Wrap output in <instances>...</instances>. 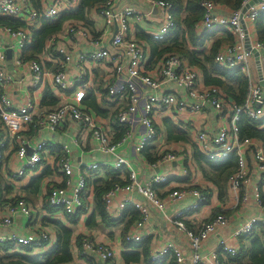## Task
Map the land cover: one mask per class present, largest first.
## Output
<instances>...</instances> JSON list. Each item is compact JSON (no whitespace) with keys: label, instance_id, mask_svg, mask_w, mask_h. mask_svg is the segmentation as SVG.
<instances>
[{"label":"built area","instance_id":"built-area-1","mask_svg":"<svg viewBox=\"0 0 264 264\" xmlns=\"http://www.w3.org/2000/svg\"><path fill=\"white\" fill-rule=\"evenodd\" d=\"M147 1L151 8L143 12L136 7L121 6L120 0H105L103 5L96 6L97 15L102 20L100 31L90 30L82 22L68 23L47 41L37 59H25L23 51L31 43L32 30L38 23L41 20H56L64 13L74 12L79 7L80 0H42L39 8H33L30 0H0V17L17 19L25 26L16 29L0 26L1 33L7 38L6 45L0 40L1 168L6 167L5 148L10 147L19 164L16 170L8 174L12 182L17 183L30 173L41 174L49 166L47 159L52 146L34 141V136L42 130L55 133L74 123L78 125V133L73 138L75 145L84 149L95 147L113 159L103 163L79 162L74 165L70 148L65 144L59 145L57 148L60 154L52 166L56 181L46 196L49 208L58 210L60 214L80 213L84 216L89 211L86 205L89 189L87 181L103 172L104 168L114 171L125 168L128 171L127 183L114 184L103 194L102 202L111 219H118L128 208L139 213V219L125 235L127 243L137 244L147 237L142 228L149 219L151 207L163 213L167 205L192 196L196 198V202L177 213L171 224L188 238L191 249L189 264H222V255L235 256L238 253V247L230 244L229 238L218 239V250L215 252L203 256L199 250L209 236L226 228L228 221L224 214H214L203 221L197 231H191L186 226L185 215L189 211H196L205 203L206 197L195 188L174 189L159 197L154 186L165 183L168 176L157 174L141 182L126 155L119 149L130 144L133 153L141 155L149 142L156 141V123L159 120L169 118L180 122L193 119L211 109L219 124L215 135L207 128L195 130L194 139L199 151L210 159L224 158L234 153L237 166L228 177V187L234 197L235 207L246 203L249 193L254 203L261 205L264 151L259 141L242 137L239 126L243 121L249 124L264 121V84H260L258 75L255 81L251 73L252 50L259 52L262 69L264 42L250 41V47L247 48L245 41L249 37L248 30L243 27V23L246 27L248 22L253 23L264 14V0L250 5L242 14L245 6L252 1L243 0L240 8L233 10L229 16L216 14L211 1L200 3L203 15L196 25V31L200 33L222 27L230 30L235 38L233 43L219 48L214 61L229 70L239 69L246 77L247 91L240 105L226 97L220 88L205 86L198 69L176 54H167L153 68L150 67L148 50L143 41L133 34L132 28L156 17L157 25L148 35L161 41L173 28L174 20L170 2ZM154 10L157 11L156 16ZM57 40L61 43H57ZM66 40L69 43H65ZM74 43H79L82 49L68 47ZM7 50L14 53L12 66L25 69L23 83L27 88L39 89L44 84L46 74L51 73L52 91L60 97L63 95L58 98L55 106H40L30 96H26L22 105H12L6 89L15 78L7 68ZM46 63L50 64L49 68L45 66ZM73 64L78 71L75 78L70 76L69 71ZM101 68H105L100 73L101 89L104 92L97 90L94 95L100 102L106 100L110 105V116L106 124L100 123L97 114L83 103L92 88L88 71ZM168 85H174L183 91L184 96L170 91ZM65 95L70 99L67 100ZM138 128H141V132L137 131ZM158 155L157 162L150 164L151 167L174 163L178 159V154L171 151L161 150ZM253 169L261 175V181L250 187ZM188 174L189 169L183 168L182 175ZM74 176L75 182L72 181ZM120 177L125 179L124 176ZM133 193H137L142 201L133 198ZM118 196L121 197L119 201ZM17 214L28 220L33 215L22 196L15 195L7 201H1L0 227H10ZM258 226L264 229V217L252 216L235 228L230 238L237 242ZM0 243L9 246L10 251L27 248L44 251L54 244L53 231L48 225H42L26 235L12 233L0 236ZM167 254L174 257L175 264H185L186 257L182 251L170 243L151 256L150 260L158 262ZM79 255L87 258L95 256L103 264H117L111 247L89 239L83 240Z\"/></svg>","mask_w":264,"mask_h":264},{"label":"crops","instance_id":"crops-1","mask_svg":"<svg viewBox=\"0 0 264 264\" xmlns=\"http://www.w3.org/2000/svg\"><path fill=\"white\" fill-rule=\"evenodd\" d=\"M42 0H30V3L33 8H39ZM121 6H131L136 7L140 11L146 12L150 7L147 0H120ZM233 10L226 8L224 6L216 5L214 12L219 15L229 16ZM157 11L154 10V15L156 16ZM86 21L80 20H69L66 21L62 29L65 25L71 22H82L90 30L100 31L102 29V20L98 17L96 6L86 11L85 14ZM157 25V18L154 17L150 21L142 22L138 26H134L132 31H134V35L137 37V33L142 32L145 35H148V32L152 31ZM246 28L248 30V38L252 43L256 42V31L254 29V23L248 22L246 24ZM223 35L218 34L216 38H222ZM0 40L6 45L7 38L4 34L1 33L0 30ZM57 43H61V41L57 40ZM65 43H69V40H66ZM212 43L207 42L205 44L206 47H209ZM71 49H82L79 43H74L72 46H68ZM72 54H75L72 52ZM14 53L10 52V58L7 60V68L14 75V82L9 85L6 89V94L8 99L12 103L13 106H20L24 103L26 96H30L34 102L38 103L40 106H44L41 104L43 99V93L45 89H49L52 91L51 86V73H47L44 84L39 89H29L26 84L23 83L25 81V69L23 68H14L12 65V57ZM252 67L254 68L257 81V71L255 67L254 59L251 62ZM47 68L50 67V64L46 63ZM151 67V65H150ZM153 68V67H152ZM105 68L101 69H93L88 71V76L91 79L92 88L88 91L89 93H94V91L98 92L102 88L100 81V73L104 71ZM262 70L264 76V63H262ZM70 76L74 77L78 74L77 68L75 65H71L69 67ZM201 77V76H200ZM22 80V81H21ZM202 82V80H201ZM168 89L175 94L184 96L183 91L177 89L174 85H168ZM98 90V91H97ZM53 92V91H52ZM53 95L58 99L59 94L53 92ZM61 95L60 98H62ZM67 100L70 99L69 96L65 95ZM98 103H100L103 110H106V114L97 115L98 120L102 124H106L107 119L110 116V110L96 99ZM96 114V113H95ZM169 119V118H164ZM159 120L156 123L157 130V139L155 141V146L157 148L158 154L161 150L171 151L178 154V159L174 163L170 164H162L157 167H151L149 163L146 162L144 157L141 155H137L133 153L130 144L123 145L119 151L124 153L129 160V164L132 169L137 173L138 178L141 182L149 180L154 175H166L168 176V180L159 185L154 186V190L159 197H163L167 194V192L174 189H182V188H195L200 191L207 199L204 204H201L196 211H189L188 215L185 216V223L188 229L191 231H197L201 226L202 222L211 218L216 213L224 214L226 217L228 224L225 229L219 231L216 234H212L208 237V239L201 246L199 253L201 255H207L211 252H215L218 250V239L222 237L229 238L230 244L236 245L239 250L240 244H243V247L247 249L250 245V241L252 238L244 239L240 238L237 242L230 238L232 232L235 228H237L243 221H246L250 217H264V183L262 187V200L261 205L258 206L254 203L251 194L249 193V200L246 203L239 204L235 207L234 197L229 191V187L226 189V193L222 195V198H219L218 189L212 183L207 181L201 174L200 170H198L197 163L192 160V146H197L195 143V130H202L207 128L212 135H215L217 125L219 121L214 114L213 110L207 109L204 113L195 116L193 119L183 121H175L169 119L170 122L179 126L180 129L189 133V142H168L166 141L164 127L162 126V121ZM138 132H141V128L137 129ZM78 133V125L71 123L66 127L58 130L55 133L48 132L46 130H42L36 133L33 140L39 142H45L47 144H51L52 149L48 156V164L51 171H53L52 166L54 164L55 158L60 154V150L57 148L59 145L65 144L71 150V160L75 165L76 163H88V162H96L103 163L104 161H111L113 158L110 155H106L101 153L95 147L83 148L82 146H77L73 143V138ZM134 143V142H133ZM10 147H6L4 154L6 157V167L0 169L1 182H0V201H7L13 198L15 195H20L24 198L28 206L33 212L32 218L30 220L26 219L23 215L17 214L14 217L13 224L8 228L0 227V236H8L12 233L19 235L29 234L36 227L42 226V222H46V219L56 216V219L52 220H61L64 221V217L59 212H54L50 214L48 217V213L44 210V203L46 199V186L55 183L56 176L55 173L49 177H45L42 185L39 190L35 194H28L25 191V187L29 184L32 177L37 176V174L30 173L25 179L20 180L17 183H14L10 180L8 174L12 170H16L18 168V161L14 157V152L11 151ZM183 168L189 169L188 175H182ZM104 171L99 172V174L93 179H99L105 176V168ZM44 171V170H43ZM42 171V172H43ZM41 172V173H42ZM39 174V173H38ZM76 176L72 178V181L75 182ZM250 187L256 186L261 181V175L253 169L251 172V180ZM86 205L89 208V211L79 219V222L75 226L69 225V227L73 228L74 233L72 237L71 243V255L72 260L68 264H100L101 262L97 257L90 256L89 258L83 257L79 255V247L76 246L75 240L78 236H83V239H89L93 242L102 243L108 247H111L115 254V260L117 264H126L122 258L123 252L132 251L131 248H128L129 245H125L122 242V228L120 225L118 226H108L107 224H103L99 218L96 219L97 227L90 228L85 226V221L87 217L91 214L93 210V199L94 195L92 194V189L89 186L87 193ZM133 198L141 199V197L137 193L132 194ZM120 196H118V201L120 200ZM142 201V199H141ZM196 202V198L192 196H187L184 199L177 201L175 203L169 204L166 206L163 213L159 212L154 208H150L149 219L145 221L143 224V233L147 235L145 238L146 241L149 242V250L148 255L154 256L157 252L163 250L168 243L174 245L179 248L184 257H186L185 264H189L188 257H190L191 249L189 247V241L185 233L178 231L172 224L171 220L175 217V215L185 208L191 206ZM50 227V226H49ZM52 229V228H51ZM118 229V231L116 230ZM53 231V230H52ZM253 232H255V236L258 237L263 242L264 238L260 233V230L256 228ZM252 232V233H253ZM54 243L56 242V237L53 232ZM242 240V243L240 241ZM143 242V241H142ZM141 243V242H140ZM264 244V242H263ZM54 245V244H53ZM3 246L0 243V256H4L5 254H13L15 252H21L24 254L22 249H18L17 251H10V247L7 251L3 250ZM7 246V245H6ZM242 246V245H241ZM53 247V246H52ZM132 247V246H130ZM51 248V247H50ZM43 252L42 249H33L30 255H36L37 253ZM45 252V250H44ZM246 259L247 254L245 253ZM227 259L226 255H222L221 261L225 262ZM150 260V258H149ZM151 261V260H150ZM246 262V260H245ZM130 264H149L140 259L139 263H130ZM225 264H235L228 263Z\"/></svg>","mask_w":264,"mask_h":264},{"label":"trees","instance_id":"trees-1","mask_svg":"<svg viewBox=\"0 0 264 264\" xmlns=\"http://www.w3.org/2000/svg\"><path fill=\"white\" fill-rule=\"evenodd\" d=\"M164 1L170 2L173 6L171 13L174 20V26L168 35L165 36L163 40L156 41L142 32L137 33V38L143 41L150 55L149 65H151V67L155 66L167 54H176L186 60L190 66L198 69L202 83L205 86H216L220 88L230 100L238 105L242 104L248 86L246 77L239 69L229 70L214 61V56L222 45L234 42L235 38L233 34L227 28L222 27L198 33L196 31V25L202 19L203 9L200 6L202 1H211L214 6L219 5L229 8L230 10H237L240 8L243 0ZM104 3L105 0H80V5L74 12L64 13L56 20H41L37 27L32 30L31 43L23 51V57L25 59H37L46 47L47 41L62 30V26L66 21L75 19L87 23L85 17L86 11L94 6L103 5ZM253 23L256 31V41L264 42V14L260 15ZM0 26H6L11 29L25 27L24 24L17 19L2 17H0ZM218 34L223 35V37L216 38ZM210 40H212L211 45L206 47L205 44L207 42L210 43ZM100 90L102 93L104 92L102 89ZM43 94L42 105L53 107L57 104L58 99L53 95L51 90L45 89ZM83 103L97 115H104L107 112L106 110H103L101 106H98L96 97L92 92L87 93V97ZM102 104L108 109L110 108V105L106 100H103ZM162 126L164 127L166 141L189 142V133L180 129L179 126L170 122L169 119H164L162 121ZM239 128L242 137H248L259 141L264 151V121L255 124H249L246 121H243ZM154 143V141L149 142L141 152L142 156L149 164L156 163L159 157ZM191 155L194 163H197L196 165L202 176L217 187L219 198L221 199L222 195L227 192L228 177L235 171L237 166L235 154L231 153L224 158L210 159L208 156L200 152L197 146H192ZM52 174H54V170L51 171L49 168H46L41 174L31 178L29 184L24 188L25 191L28 194L37 193L44 178L49 177ZM104 174V177L87 181L88 187L90 186L92 189L94 199L93 210L87 217L85 226L90 228L97 227V218H99L103 224H107L108 226L120 225L122 228V242L127 246L129 245L128 248L132 249V251L123 252L122 254V258L126 264L139 263L141 258L144 262L149 264H175L174 257L171 254L165 255V257L158 262H151L149 260L150 256L148 255L149 242L145 239L143 242L137 244H129L125 241V235L129 231L131 225L139 219V213L132 208H128L118 219H111L104 209L102 196L114 184H126L128 171L125 168L118 171H114L111 168H105ZM120 176H124L125 179H121ZM50 186H46V196L51 190ZM44 210L48 214L58 211L49 208L46 201L44 203ZM62 215L64 221L59 219L52 220L50 218L46 219V222L42 221L43 225L51 226L54 232L56 242L53 247L33 256L30 255L32 249L28 248L23 250L24 254L19 251L9 255L5 254L4 256H0V264L70 263L72 260L71 243L74 230L69 227V225L75 226L82 216L80 213L73 215L63 213ZM257 228L260 230V233L264 238V229L259 226ZM255 235V232H253L242 237L244 239L252 238L249 247L245 249L243 244H240L238 253L235 256H226L227 259L225 262L223 261L222 264H225L226 262L235 264H264V240L262 242L260 238L252 237ZM83 240V236L81 235L75 240L76 246L79 247V250L82 247ZM240 243H242V240ZM2 248L4 251L9 249L8 246H3ZM245 253L247 254V259Z\"/></svg>","mask_w":264,"mask_h":264},{"label":"water","instance_id":"water-1","mask_svg":"<svg viewBox=\"0 0 264 264\" xmlns=\"http://www.w3.org/2000/svg\"><path fill=\"white\" fill-rule=\"evenodd\" d=\"M261 0H252L250 3H248L246 6H245V8L243 9V11H242V14L246 11V9L250 6V5H252V4H255V3H258V2H260ZM243 27L244 28H246L245 27V25H244V23H243ZM245 46L247 47V48H249L250 47V40L247 38L246 39V41H245ZM10 50H7L6 51V57H7V60L10 58ZM252 53H253V59H254V62H255V64H256V67H257V75H258V79H259V81H260V84L261 85H263L264 84V77H263V73H262V69H261V65H260V61H259V52L258 51H256V50H252ZM100 264H102V263H100Z\"/></svg>","mask_w":264,"mask_h":264},{"label":"rangeland","instance_id":"rangeland-1","mask_svg":"<svg viewBox=\"0 0 264 264\" xmlns=\"http://www.w3.org/2000/svg\"><path fill=\"white\" fill-rule=\"evenodd\" d=\"M251 73H252V77H253V79L255 80L256 78V74H255V71H254V68L252 67V65H251ZM98 106H102L100 103H98ZM104 106V105H103ZM48 217H50V214H48ZM52 219H56V216L54 215V217H51ZM50 218V219H51ZM42 222V221H41ZM49 226V225H48ZM51 227V226H50ZM117 231H118V229H116Z\"/></svg>","mask_w":264,"mask_h":264}]
</instances>
